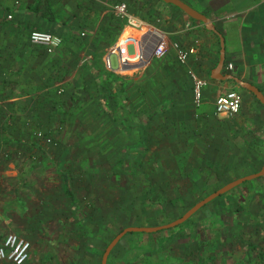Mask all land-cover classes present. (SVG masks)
Wrapping results in <instances>:
<instances>
[{"label": "rangeland", "instance_id": "1", "mask_svg": "<svg viewBox=\"0 0 264 264\" xmlns=\"http://www.w3.org/2000/svg\"><path fill=\"white\" fill-rule=\"evenodd\" d=\"M116 3H125L129 9L143 13L150 27L167 40L177 31L178 23L189 20L182 11L160 0H156L157 11L152 7L153 0ZM138 16L141 18L142 14ZM133 46L128 48L129 55H135ZM168 54L169 51L164 57L151 58L139 73L125 75L142 80L150 106L169 96L175 101L171 113L155 118L142 135V143L136 141L138 131L134 126L127 133L126 128L100 112L94 98L86 94L91 80L83 73H77L64 89V103L56 108L58 113L47 117L51 121L45 113L32 122L13 120L9 108L7 112L0 111V162L16 163L15 169H8L10 177L25 178L24 187L31 191L28 194L33 201V232H11L31 243L33 252L26 264H100L106 247L123 229L164 225L163 213L172 222L229 182L261 170L264 130L248 131V121L243 122L240 131L235 130L234 116L215 113V98L206 101L202 94L197 105L188 61L182 64L174 53ZM111 60L116 67V56L112 55ZM57 118L68 121L58 126L53 123L60 120ZM39 131L51 136L54 144L42 143L36 135ZM251 141H255L252 146ZM144 146L147 150L138 174L133 168L116 174V163L123 154L132 151V157L137 158ZM213 162L221 168L232 167H225L219 177L208 173L204 176V167ZM61 169L71 175L74 192L80 198L78 212L62 192L57 172ZM203 177L206 182H201ZM263 192L264 177L238 186L232 194L242 201L247 199L249 210L260 216L264 215ZM223 203L222 197L214 200L190 219L192 224H222L211 235L201 226L194 231L173 229L153 235L129 233L112 250L107 264H200V259L201 264H264L256 251L247 247L253 244L264 253V226L234 227L229 216L220 210ZM82 214L90 216L95 227L80 223ZM133 247L146 249V253L137 260L126 261Z\"/></svg>", "mask_w": 264, "mask_h": 264}, {"label": "crops", "instance_id": "2", "mask_svg": "<svg viewBox=\"0 0 264 264\" xmlns=\"http://www.w3.org/2000/svg\"><path fill=\"white\" fill-rule=\"evenodd\" d=\"M183 1L210 18L223 37L225 60L221 75L230 74L254 86L264 96V0ZM116 2L0 0V111L7 112L9 108L13 120L32 122L44 117L42 113H45V118L58 113L56 108L60 109L64 103V89L80 73L83 62L92 61L95 55H101L106 68L118 74V56L110 51L112 49L114 52L116 42L125 30V20L110 11ZM160 2L173 6L162 0ZM140 3L142 5L143 2ZM153 3L152 7L157 11L159 5L156 0ZM134 9L132 7L129 12L148 24L143 19V13ZM140 14L141 18L138 16ZM187 17L189 20L185 21L181 17L184 24H177V31L171 33V42L161 35L168 44V55H176L173 44L195 48L196 52L190 55L187 68L207 81L208 85L203 90L206 101L229 91L239 92L243 103L240 113L233 117L237 122L235 130L240 131L248 121L245 124L248 131H263L264 104L236 81L212 78V75L217 76L214 69L219 64L221 54L218 34L208 30L203 23ZM32 30L57 35L61 37L62 45L53 53H48L43 47L30 43ZM140 34L135 33L134 36ZM71 35L86 43V47L79 48L76 43L73 45L69 41ZM112 54L116 56V67L112 65ZM107 58L111 68L106 64ZM148 59L131 71L139 73L148 65ZM229 65H232V69H228ZM125 75L122 74V77L131 78ZM15 164L0 162V245L6 238L4 234L33 232L30 228L34 224L33 201H30L31 195L28 194L31 191L24 187L25 178L10 177L11 171L8 169L11 166L15 169ZM30 178L33 179L32 176ZM32 252L31 249V255ZM0 264L12 263L0 260Z\"/></svg>", "mask_w": 264, "mask_h": 264}, {"label": "trees", "instance_id": "3", "mask_svg": "<svg viewBox=\"0 0 264 264\" xmlns=\"http://www.w3.org/2000/svg\"><path fill=\"white\" fill-rule=\"evenodd\" d=\"M178 10L180 11V9ZM69 41L73 45H75L76 43L77 47L79 48H82L84 46L86 47V43L81 42L74 35L70 36ZM161 64L165 68H167L168 66L166 62H163ZM165 71L168 72L167 74L169 76H172L169 70H165ZM165 71H164L165 73L164 75L166 76ZM80 73H83V75H86L88 78H90L91 86L87 88L86 94L90 98H94L95 104L97 107H99L98 109L100 110V112L109 116L112 119V121L118 124L120 127L126 128L127 133L132 129V126H134V128L138 131L136 141L137 142L139 141V143L143 142L142 135L145 133V131H147L149 128L152 127V123L154 122L155 118L157 117L164 118V116L167 115L168 113H171L172 109L175 107V101L171 96L167 97L166 100L160 101L158 104L154 103V105L150 106L149 102L147 101L148 92H146V89L142 87V83H143L142 80H135L133 78L128 79L126 77H122L116 74L113 71L108 70L102 60L101 55L100 56L95 55L92 61L86 60L85 62H83L80 68ZM176 85H178L177 82ZM138 97H140L139 101H137ZM122 115L124 116L121 117ZM47 119H49V121L52 120L51 118H47ZM66 121H68L67 118L65 119L60 118L59 121L54 120L53 123H56L59 126V124H63ZM39 132H37V134ZM41 133H43L45 136L51 137L44 132ZM193 134L196 135V133ZM254 143L255 141H251L249 145L252 146L254 145ZM207 145H211V143H208ZM146 150L147 147L144 146V149L142 151H138L137 158L132 157V153H133L132 151L123 154V156L116 163V171H115L116 174H122L126 172V170L129 168H133L135 174H138L139 169L141 168L142 165V160H143L142 157L144 156ZM225 167L231 168L232 166L225 165L222 166L221 168L220 164L217 162L209 163L204 167L202 174H204L205 176V173H208L215 175V177H219ZM57 172L61 177L62 192L64 196H66L72 208L78 212L80 208V198L74 192L71 175L63 169L57 170ZM201 182H206V178L203 177ZM193 186H196V183H193ZM232 191L233 190L217 198V199L221 197L224 198V203L222 204L220 210L222 211V214H227L229 216V220L231 221L232 225L234 227H240V226H246L252 224H259L264 226V215H260V216L254 215L249 210L248 207L249 201L247 199L242 201L238 196L232 194ZM247 196L248 195H246L245 197ZM262 197L264 198V194L262 195ZM190 219L187 222L168 230L170 231L173 229H183V230L188 229L190 231H194L196 227L201 226L202 228L200 229H203L204 231L208 232L207 235L209 234L211 235L212 231L216 229H220L222 227V224L219 223L218 224L215 223L216 225L212 224L214 222L200 221L199 223L192 224ZM78 221L82 224H87L88 226L95 227L94 224L95 222H91V217L88 215L82 214V216L78 218ZM161 222H162L161 224L170 223L169 217L166 213L162 214ZM186 223L187 225L184 226V224ZM134 234H148V233H134ZM153 234L154 233H149L148 235H153ZM247 247L252 250H255L260 260L264 261L263 251L258 249L253 244H247ZM145 253H146V249L133 247L131 248V250H129V253L126 255L125 260L126 261L137 260ZM200 261L202 263L203 260L200 259L198 263H200Z\"/></svg>", "mask_w": 264, "mask_h": 264}, {"label": "built area", "instance_id": "4", "mask_svg": "<svg viewBox=\"0 0 264 264\" xmlns=\"http://www.w3.org/2000/svg\"><path fill=\"white\" fill-rule=\"evenodd\" d=\"M113 14L125 20V30L116 42V51L112 52L118 56L119 63L124 59L130 60L138 55V46L136 40L132 37L134 33H143L144 35H151L148 39L147 36L142 40L143 42V55L145 58L164 57L168 52V44L164 38L159 35L155 30L148 26L143 20L137 18L129 12L128 6L125 3H117L111 7ZM11 18V16H9ZM29 41L32 45L43 47L46 52L53 53L62 45L61 37L54 35L50 32L33 31L29 35ZM130 45L135 46L136 55L131 56L128 52ZM176 50V56L180 63L185 64L190 55L194 54L195 48H183L178 44H173ZM108 68H111L109 58L106 60ZM232 69V65L228 66ZM194 86V100L197 105L202 101V94L207 81L199 78L194 72H190ZM242 107V98L236 91H229L225 94L218 96L215 100V113L220 116H236L240 113ZM38 139L44 144H54L51 137L45 136L39 132ZM31 243L17 234L11 233L6 236L2 245H0V260H7L13 264H25L31 256Z\"/></svg>", "mask_w": 264, "mask_h": 264}, {"label": "water", "instance_id": "5", "mask_svg": "<svg viewBox=\"0 0 264 264\" xmlns=\"http://www.w3.org/2000/svg\"><path fill=\"white\" fill-rule=\"evenodd\" d=\"M162 1L167 3V4H171L175 7H177L178 9H180V11H182L184 14H186L190 18H192L198 22L203 23L204 26L208 30L215 32L220 37V42H221L220 61H219L218 66L214 69V74H217V76L212 75V78L221 79V80H226V79L234 80L242 88L247 89L250 92H252L256 96V98L262 104H264V96L257 88H255L254 86H252L248 83H245V82L238 80L237 78H235L234 76H232L230 74L225 75V76L221 75V71L223 69L224 60H225L224 39L216 30V27H215L213 21L210 18H208L206 15L197 11L196 9H194L193 7H191L189 4H187L186 2H184L182 0H162ZM262 177H264V164H263V166L259 172L251 174V175L243 176L241 178H238L234 181L229 182L228 184L224 185L223 187L219 188L215 192H213L210 195H208L207 197H205L203 200L196 203L189 210H187L181 217H179L178 219H176V220H174L168 224H164V225H160V226H156V227H127V228L123 229L121 232H119L112 239V241L106 247V249L103 253V256H102L101 264H107L108 258L110 256L112 250L119 244L121 239L124 236H126L127 234H129V233H148L149 234V233H157V232H160L163 230L175 228V227L187 222L200 209H202L204 206L208 205L209 203L213 202L218 197L230 192L231 190L237 188L238 186L242 185L245 182L252 181L255 179H259Z\"/></svg>", "mask_w": 264, "mask_h": 264}, {"label": "bare ground", "instance_id": "6", "mask_svg": "<svg viewBox=\"0 0 264 264\" xmlns=\"http://www.w3.org/2000/svg\"><path fill=\"white\" fill-rule=\"evenodd\" d=\"M141 33V32H139ZM135 34V33H134ZM134 34L132 35V37L134 39H136L137 41V46H138V55L130 60H127V58H123L124 60L122 62H120V67L119 69L117 70L119 73L121 74H130V72H132L131 70L137 66L136 65H140L142 62L146 61L147 58L144 57L143 53V48H144V44L142 42V40L145 38V36L149 37L151 35H147V34H143L141 33L139 36L135 37ZM114 51H116V47L114 49ZM113 55V54H112Z\"/></svg>", "mask_w": 264, "mask_h": 264}]
</instances>
